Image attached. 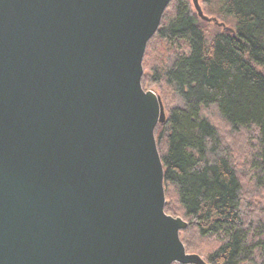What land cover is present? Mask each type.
I'll use <instances>...</instances> for the list:
<instances>
[{
  "label": "water",
  "instance_id": "obj_1",
  "mask_svg": "<svg viewBox=\"0 0 264 264\" xmlns=\"http://www.w3.org/2000/svg\"><path fill=\"white\" fill-rule=\"evenodd\" d=\"M170 1L0 0V264H207L164 211L141 84Z\"/></svg>",
  "mask_w": 264,
  "mask_h": 264
},
{
  "label": "trees",
  "instance_id": "obj_2",
  "mask_svg": "<svg viewBox=\"0 0 264 264\" xmlns=\"http://www.w3.org/2000/svg\"><path fill=\"white\" fill-rule=\"evenodd\" d=\"M200 5L233 32L199 20L191 0H171L143 58L142 87L165 105L154 130L164 211L188 223L186 252L201 254L191 238L214 242L207 264H264V202L243 186L247 167L264 199V0ZM245 134L247 160L234 142Z\"/></svg>",
  "mask_w": 264,
  "mask_h": 264
},
{
  "label": "rangeland",
  "instance_id": "obj_3",
  "mask_svg": "<svg viewBox=\"0 0 264 264\" xmlns=\"http://www.w3.org/2000/svg\"><path fill=\"white\" fill-rule=\"evenodd\" d=\"M202 7V6H201ZM202 10L204 12V14L206 15L207 13L205 12L204 8L202 7ZM208 15V14H207ZM206 15V16H207ZM226 27L230 28V25H225ZM208 27L210 29L213 28V25H208ZM232 29V28H231ZM146 90H150L152 92H154L156 95H158V91L157 89L154 87V86H150L146 88ZM159 96V95H158ZM161 99V98H160ZM161 102L163 104V107H164V110H165V105L161 99ZM179 105V103H178ZM216 121V120H215ZM219 127H222V125L216 121L215 122ZM224 132V131H222ZM225 133V132H224ZM246 135V134H245ZM243 135L242 137H237L234 139V142L235 144L237 145V147L239 149H242V156L245 160H247V157L246 156H249V153H250V148L249 146L247 147V143H249V140L247 139V135L245 136ZM246 172H243L244 176H243V186H244V190H245V196L251 198L250 200L255 203V204H259L260 202H264V199L260 196V191H256L254 189V186L252 185L251 183V180H250V173L247 171V167L245 168ZM172 216V215H171ZM174 217V216H173ZM180 218V217H179ZM182 233H181V240H182ZM192 242H193V245L197 248V250L199 251V253L203 254L204 252H207L209 251L213 246H214V242L213 241H198L196 239V241H194L193 238H191ZM188 253V252H187ZM190 254H196L198 256H200L205 262H206V259H205V256L201 255V254H198V253H190ZM207 263V262H206Z\"/></svg>",
  "mask_w": 264,
  "mask_h": 264
},
{
  "label": "bare ground",
  "instance_id": "obj_4",
  "mask_svg": "<svg viewBox=\"0 0 264 264\" xmlns=\"http://www.w3.org/2000/svg\"><path fill=\"white\" fill-rule=\"evenodd\" d=\"M221 23V22H220ZM223 24V23H222ZM225 26V25H224ZM226 27V26H225ZM223 29V28H222Z\"/></svg>",
  "mask_w": 264,
  "mask_h": 264
}]
</instances>
